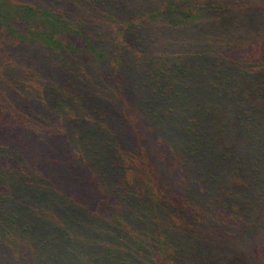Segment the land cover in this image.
Listing matches in <instances>:
<instances>
[{
  "label": "trees",
  "instance_id": "1",
  "mask_svg": "<svg viewBox=\"0 0 264 264\" xmlns=\"http://www.w3.org/2000/svg\"><path fill=\"white\" fill-rule=\"evenodd\" d=\"M0 264H264V0H0Z\"/></svg>",
  "mask_w": 264,
  "mask_h": 264
}]
</instances>
